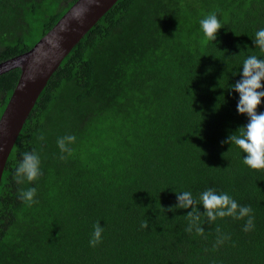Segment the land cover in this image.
<instances>
[{
	"label": "trees",
	"instance_id": "obj_1",
	"mask_svg": "<svg viewBox=\"0 0 264 264\" xmlns=\"http://www.w3.org/2000/svg\"><path fill=\"white\" fill-rule=\"evenodd\" d=\"M77 1L0 0V63L31 50ZM211 12L223 27L216 46L199 27ZM261 27L264 0H119L53 74L9 157L0 264H264V170L221 143L247 123L228 89L242 60L260 55L251 38ZM20 75L0 76V119ZM68 135L61 159L56 141ZM33 149L43 175L27 185L37 188L29 206L13 173ZM207 187L250 206L254 227L202 216L203 232H187L191 209L167 211L173 191Z\"/></svg>",
	"mask_w": 264,
	"mask_h": 264
},
{
	"label": "clouds",
	"instance_id": "obj_2",
	"mask_svg": "<svg viewBox=\"0 0 264 264\" xmlns=\"http://www.w3.org/2000/svg\"><path fill=\"white\" fill-rule=\"evenodd\" d=\"M200 31L203 34L205 44H214L217 41V33L223 28L215 12H211L199 20ZM255 48L260 55L252 54L246 56L241 63L238 74L239 79L229 85V91L238 95L236 111L247 119V123L231 131L222 144L234 147L238 153L243 155L242 163L253 171L264 170V111H258L264 104V27L255 31L251 38ZM40 140L44 137L40 136ZM75 136L68 135L59 137L56 141L57 147L63 154L70 152ZM43 175L41 169V157L36 149L23 152L14 169L13 179L18 187V198L27 205L36 201L34 197L37 188L33 185ZM173 191V190H172ZM176 194L177 203L167 209L175 212L177 209H191L186 213L188 227L186 231L191 233H202L200 226L201 217L207 218L209 223L217 218L232 217L236 220L247 218L243 230L245 232L254 227V217L251 215L250 206L240 205L227 192H219L215 188L207 187L200 191L197 196L190 190L173 191ZM199 205V207L197 206ZM200 206L204 211H200ZM146 223L141 227H146ZM102 227L99 223L94 227L89 240V245L95 247L101 241ZM226 236H218L217 243H223Z\"/></svg>",
	"mask_w": 264,
	"mask_h": 264
},
{
	"label": "water",
	"instance_id": "obj_3",
	"mask_svg": "<svg viewBox=\"0 0 264 264\" xmlns=\"http://www.w3.org/2000/svg\"><path fill=\"white\" fill-rule=\"evenodd\" d=\"M119 0H78L28 52L0 63V76L20 69L0 119V187L14 146L41 93L64 59Z\"/></svg>",
	"mask_w": 264,
	"mask_h": 264
}]
</instances>
